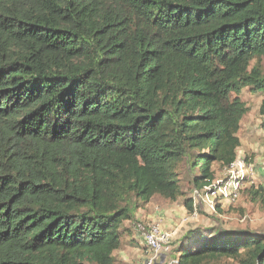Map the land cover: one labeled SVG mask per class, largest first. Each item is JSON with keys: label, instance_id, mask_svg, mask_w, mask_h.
I'll return each mask as SVG.
<instances>
[{"label": "trees", "instance_id": "16d2710c", "mask_svg": "<svg viewBox=\"0 0 264 264\" xmlns=\"http://www.w3.org/2000/svg\"><path fill=\"white\" fill-rule=\"evenodd\" d=\"M262 56L264 0H0V264H114L139 200L236 160ZM198 233L179 264H264V234Z\"/></svg>", "mask_w": 264, "mask_h": 264}, {"label": "rangeland", "instance_id": "374dc122", "mask_svg": "<svg viewBox=\"0 0 264 264\" xmlns=\"http://www.w3.org/2000/svg\"><path fill=\"white\" fill-rule=\"evenodd\" d=\"M257 63H260L264 73V56L254 59L252 66ZM240 97L249 110L238 132L241 138L238 155L248 162L260 164L264 159V116L260 111L264 90L245 87ZM213 169L214 180L221 179L224 167L214 163ZM179 179L183 193L177 200L155 195L148 202L138 201L135 217L127 220L121 229L122 244L114 253V264H170L173 258L178 257L177 251L182 246L192 250L199 247L202 236L198 231L207 238L221 229H246L264 234V191L259 188L260 182L255 187L245 184L238 201L219 206L216 211H211L203 202L190 211L186 201L192 199L195 185L193 175L185 165L179 167ZM152 223H160L171 236L172 251L166 256H157L143 239V230L139 225L148 227ZM232 263L231 259L217 258L206 264Z\"/></svg>", "mask_w": 264, "mask_h": 264}, {"label": "built area", "instance_id": "2783aa9c", "mask_svg": "<svg viewBox=\"0 0 264 264\" xmlns=\"http://www.w3.org/2000/svg\"><path fill=\"white\" fill-rule=\"evenodd\" d=\"M260 182L264 190V159L260 164L248 162L239 156L230 165L224 167L223 177L214 180L203 188L193 189L194 207L203 202L211 211H216L219 206L238 201L245 184L251 187L258 186ZM143 230V239L149 249L160 256L171 253V236L164 231L160 223H152L148 227L139 225ZM170 264H179L173 258Z\"/></svg>", "mask_w": 264, "mask_h": 264}, {"label": "crops", "instance_id": "0c3cea01", "mask_svg": "<svg viewBox=\"0 0 264 264\" xmlns=\"http://www.w3.org/2000/svg\"><path fill=\"white\" fill-rule=\"evenodd\" d=\"M239 156V155H238Z\"/></svg>", "mask_w": 264, "mask_h": 264}]
</instances>
